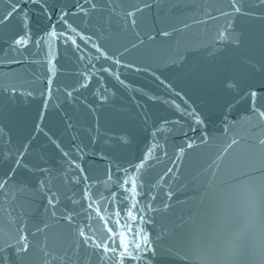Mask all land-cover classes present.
I'll list each match as a JSON object with an SVG mask.
<instances>
[{
  "label": "water",
  "instance_id": "water-1",
  "mask_svg": "<svg viewBox=\"0 0 264 264\" xmlns=\"http://www.w3.org/2000/svg\"><path fill=\"white\" fill-rule=\"evenodd\" d=\"M48 2L58 13L61 8L68 11L77 0ZM242 2L248 14L230 17L220 13L230 11L226 0H112L102 13L89 11L88 16L74 15L72 8L67 23L87 43L72 32L66 35L76 40L78 48L45 37L39 48L31 45L17 53L8 50L5 41L20 31L18 19L25 12L31 17L34 39L49 24L57 31L65 25L57 15L51 21L42 18L35 5L23 0H0V16L12 3L19 5L8 25L0 26V61H8L0 64L4 130L0 151L23 150L30 143L25 163L41 164L55 173L67 164L51 140L73 153V144H79L84 150L83 159H78L84 169L81 184L65 190L79 200L87 183L91 196L81 201L83 208L67 201L58 207L57 218L64 205L75 207L72 224L53 220L44 211L45 201L9 197V203L0 196V240L15 243L16 228L24 227L33 253L28 264H44L45 259L60 264L52 257L66 250L72 254L79 244V228L103 242L105 222L114 227L116 220H125V205L132 203L121 202L123 188H130V183L123 185L126 169L141 178L134 211L144 216L138 225L156 251L144 250L140 259L125 264H264V145L259 143L264 139V122L251 116L238 91L229 94L221 86L226 78H243L244 61L264 62V5L258 0ZM135 7L143 9L136 13V27L125 28V13ZM229 21L228 40L240 37L239 47L218 39ZM103 67L110 71L103 72ZM81 83L88 86L82 88ZM227 100L232 103L226 106ZM193 113L203 123L197 125ZM121 136L126 144L117 142ZM145 155L148 161L137 172L135 165ZM31 176L18 170L17 179ZM166 193H171L170 199ZM45 224L48 227L37 232ZM41 246H46L49 257H43ZM80 252L82 264H89L90 257V264H96L90 250Z\"/></svg>",
  "mask_w": 264,
  "mask_h": 264
},
{
  "label": "snow or ice",
  "instance_id": "snow-or-ice-1",
  "mask_svg": "<svg viewBox=\"0 0 264 264\" xmlns=\"http://www.w3.org/2000/svg\"><path fill=\"white\" fill-rule=\"evenodd\" d=\"M25 4L35 5L36 11L39 15L51 21L53 15H57L59 22L63 23L65 27L57 31L56 26L49 24L45 29H43V35L39 39H34L31 35V17L28 12H25L18 19V25L20 31L16 32L10 40L5 41L8 45V50L14 51L17 53H23L31 45L40 47L45 37L55 40H63L65 43H71L76 45L78 48L79 45L76 43V40L66 33L75 32L81 40H85V37L80 34L75 28L67 23L66 17L69 15V11L72 8H75L76 11L73 12L74 15L83 14L84 16L89 15V11H100L101 13L105 10V7H110L112 0H106L104 4H97L96 0H83V3L80 0H77L75 5H72L71 8L66 11L61 8L57 13L55 9L51 8L48 0H23ZM226 3L230 11H225L220 9L222 16L230 17L233 14L236 15H247L243 8L242 0H226ZM259 5H264V0H258ZM85 5H89V8L86 9ZM144 7H151L150 4H145ZM19 5L12 3L10 10L6 11L2 16H0V26H7L10 19L18 12ZM31 11V9L29 10ZM114 11V9H113ZM143 9L140 7H135L134 10L126 11L125 13V28L131 27L135 29L137 20L136 13L142 12ZM232 28V22L229 21L228 27L219 32L218 39L221 42L228 41L233 43L235 47H239L242 43L240 37L235 38L234 40L229 41L230 30ZM168 35L167 32L163 33ZM90 39V37L88 38ZM151 39V37H149ZM87 43V40H85ZM140 43H143L141 40ZM133 47H136L134 44ZM96 51L104 59H109L107 54L103 52L99 47L96 48ZM12 62L18 63L14 57L11 58ZM8 61H0V64L7 65ZM114 63L119 64V60H115ZM246 65V72L242 79L236 78H226L221 82L222 89L226 93L237 92L244 98L249 104V111L251 116H255L259 121L264 122V62L253 63L250 61H244ZM103 72L108 73L110 69L108 67H103L101 69ZM137 71L141 69L137 68ZM119 79V77H117ZM163 83V81H161ZM51 84V80L48 81ZM123 83V81H121ZM88 85L81 83L80 87L86 88ZM78 90V89H74ZM13 92L15 90L13 89ZM31 95V93H29ZM68 97L72 96V92L67 93ZM150 99H152L150 97ZM235 99V97H233ZM232 103L231 100L225 101L226 106ZM47 104V101H45ZM195 117V122L197 125L203 123V121L195 114H191ZM251 118V117H250ZM40 120H43V113L40 114ZM35 128L37 131H40L41 125L36 124ZM4 130L0 128V140L3 139ZM51 140V137H49ZM75 140V138H73ZM52 144L60 151L61 157L67 168H64L63 164L59 169L54 173L51 168L45 167L41 164H36L34 166H29L24 161V157L28 152L29 144L23 145V150L16 149L13 152L11 149L6 151H0V196H3L6 202H11V200H26L28 202H34L36 199L45 201L44 211L46 214H49L53 220H64L68 224H72L74 216L76 213L75 205H80L81 208L84 205L81 201H89L91 199L89 193V185L86 183L84 185V191L81 198L75 199L74 195H69L65 189H69L71 186L81 184V174L84 173V169L81 167L79 160L83 159V148L79 144H73L76 149V153H79L77 157L76 153H73L70 149L65 150L58 144L55 140H51ZM94 142V141H93ZM117 142L121 144H126L128 141L125 137L121 136L117 138ZM237 141L233 140L232 144H236ZM261 145H264V139L259 141ZM188 148H192L193 144L189 143ZM232 145H229L231 148ZM152 149H149L151 153ZM183 151V149H181ZM148 161V155L141 160V162L135 165L136 171L140 172ZM25 169L27 173L32 174L31 177H23L17 179L18 170ZM73 170H79L75 176H71L70 173ZM125 178L123 179V185H128L130 183V188H123V185L118 184V187L123 188L125 195L121 197V202L128 201L131 199L132 203L126 204L127 209L126 219L125 220H116L115 226L111 227L107 222H105L104 230L106 232V238L103 242L97 241L94 236H89L85 233L83 228H79L76 231V235L79 237V244L76 249L72 251V254H69V251L66 250L62 256H53L52 259L58 260L60 264H77V261H80L82 264V256L80 249L91 251V256L96 258V264H108V261H113V264H125V261L128 260H138L144 255V250L151 251L155 253L156 249L151 244L150 237L146 234L143 229L142 224L138 225L139 221H144V216L140 215L136 209V197L138 195V188L142 187L139 183L140 176L135 174H127L125 169ZM171 172V169L168 170ZM84 181L88 180L87 175L83 176ZM108 180H111V176L108 177ZM107 183V182H105ZM168 198H171V193H166ZM11 197V200H9ZM155 199V197H153ZM64 201L68 202V205H64V210L57 218V209L63 204ZM169 205L168 203L164 204V210L167 211ZM88 208H91V204H88ZM97 214L99 215V210L97 209ZM116 216H120L121 213H115ZM101 220H104V217H100ZM9 224L14 225L15 221L9 219ZM48 225L45 224L44 228L37 227V232H43ZM124 229V230H121ZM16 231L18 235L13 237L15 243H12L8 239L0 240V264H28L32 253V245L28 242V238L24 235L25 228L17 227ZM35 235V233H33ZM46 246H41L40 251L43 257H49L50 253L45 250ZM71 249V245H69ZM91 257L89 258L90 264ZM44 264H50L49 260L45 259Z\"/></svg>",
  "mask_w": 264,
  "mask_h": 264
}]
</instances>
